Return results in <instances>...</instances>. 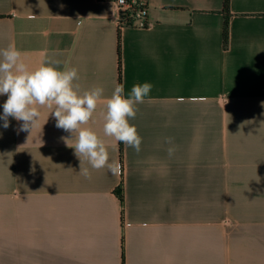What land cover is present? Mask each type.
I'll return each mask as SVG.
<instances>
[{"label":"crops","instance_id":"crops-1","mask_svg":"<svg viewBox=\"0 0 264 264\" xmlns=\"http://www.w3.org/2000/svg\"><path fill=\"white\" fill-rule=\"evenodd\" d=\"M222 8L147 0L148 26L120 29L113 0H0V49L14 44L30 69L76 67L81 90L110 97L120 34L125 95L153 85L130 120L139 152L123 143L121 159L103 105L84 125L117 175L86 160L91 179L79 174L52 109L31 134L0 120V264H264V0H231L227 48Z\"/></svg>","mask_w":264,"mask_h":264},{"label":"clouds","instance_id":"clouds-1","mask_svg":"<svg viewBox=\"0 0 264 264\" xmlns=\"http://www.w3.org/2000/svg\"><path fill=\"white\" fill-rule=\"evenodd\" d=\"M78 69L67 65L61 70L59 62L46 61L35 69H30L22 60V53L14 44L0 49V95H6L3 114L0 120L7 129L9 117L20 123L17 132H32L39 123L40 107L52 109L55 126L70 133L71 138L61 137L68 147L74 149V155L80 160L79 174L91 179L89 169L83 167L86 160L92 169L107 168L112 175L120 172L119 162L110 161L109 151L103 139L90 127H84L92 120L99 105L104 106L103 133L117 142L140 151L142 137L137 127L130 123L134 120L138 105L145 102L153 85L149 82L134 84L125 95L124 84H117L110 97L104 96V88L93 86L81 90ZM49 114V115H50ZM49 117V116H48ZM48 119V118H47ZM47 122V121H46ZM75 140L74 144L68 141ZM172 144V138H166ZM169 156L175 147L167 149Z\"/></svg>","mask_w":264,"mask_h":264},{"label":"built area","instance_id":"built-area-1","mask_svg":"<svg viewBox=\"0 0 264 264\" xmlns=\"http://www.w3.org/2000/svg\"><path fill=\"white\" fill-rule=\"evenodd\" d=\"M118 13L119 28H145L147 21V0H113Z\"/></svg>","mask_w":264,"mask_h":264},{"label":"trees","instance_id":"trees-1","mask_svg":"<svg viewBox=\"0 0 264 264\" xmlns=\"http://www.w3.org/2000/svg\"><path fill=\"white\" fill-rule=\"evenodd\" d=\"M230 4L231 0H223V8L222 12L224 14V25H223V46L224 48H227L229 45V37H230ZM118 55H119V84L122 83V67H121V38L120 34H118ZM121 145V159L123 155V143H120ZM122 163V160H121ZM116 194L120 198V200L123 202V188L122 184L116 189Z\"/></svg>","mask_w":264,"mask_h":264},{"label":"rangeland","instance_id":"rangeland-1","mask_svg":"<svg viewBox=\"0 0 264 264\" xmlns=\"http://www.w3.org/2000/svg\"><path fill=\"white\" fill-rule=\"evenodd\" d=\"M223 190H218V204H217V213H218V225H221L223 228V215H224V204H223Z\"/></svg>","mask_w":264,"mask_h":264}]
</instances>
